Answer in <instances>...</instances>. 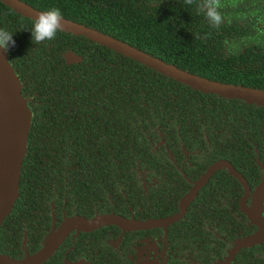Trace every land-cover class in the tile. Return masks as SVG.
Wrapping results in <instances>:
<instances>
[{
	"label": "trees",
	"instance_id": "trees-1",
	"mask_svg": "<svg viewBox=\"0 0 264 264\" xmlns=\"http://www.w3.org/2000/svg\"><path fill=\"white\" fill-rule=\"evenodd\" d=\"M18 1L38 12L58 8L67 21L199 78L264 91V35H258L264 32V22H258L264 20V0H221L224 19L218 28L196 12L200 0L192 5L184 0ZM31 27L32 19L0 1V29L15 40L6 51L8 62L31 111L17 196L1 223L0 241L18 213L25 222L52 220L32 219L33 213H54V222L61 213L124 219L169 215L216 161L233 167L252 200L264 176V105L193 89L64 30L33 44ZM67 51L80 62L65 64ZM241 193L222 168L198 190L182 221L199 222L210 212L207 206L237 213ZM114 232L104 228L100 237ZM233 232L232 226L231 238ZM49 233L42 230L38 246L27 254L38 252ZM22 239L5 242L19 246ZM233 261L264 264V239L243 247Z\"/></svg>",
	"mask_w": 264,
	"mask_h": 264
},
{
	"label": "water",
	"instance_id": "water-1",
	"mask_svg": "<svg viewBox=\"0 0 264 264\" xmlns=\"http://www.w3.org/2000/svg\"><path fill=\"white\" fill-rule=\"evenodd\" d=\"M0 1L17 13L30 19L36 18L39 13L18 0ZM62 23L64 24V31L85 37L193 89L214 93L226 98L240 99L246 103L264 105V91L225 85L199 78L180 71L123 42L100 34L92 29L65 19ZM63 59L65 64L80 62V57L71 51L65 52ZM30 119L31 111L27 106V101L20 95V83L8 62L7 52L4 49H0V224L9 213L17 196L18 170L24 153ZM222 168L228 170V173L244 187L245 192L248 190L242 177L228 162L216 161L207 167L201 177L193 183L190 191L180 200V213L173 218L137 222L112 214H101L92 218L81 216L68 217L61 222L54 232L48 235L38 252L22 260H14L0 255V264H41L72 230L90 231L103 226H116L124 231H129L172 223L183 215L187 204L194 198L197 191L212 174ZM263 197L264 176L252 196L250 208L248 210L244 208V200L240 203L241 212L246 216L249 223L257 227V230L234 245L229 253L228 260L239 247L250 246L264 239V215H260Z\"/></svg>",
	"mask_w": 264,
	"mask_h": 264
},
{
	"label": "flooded vegetation",
	"instance_id": "flooded-vegetation-1",
	"mask_svg": "<svg viewBox=\"0 0 264 264\" xmlns=\"http://www.w3.org/2000/svg\"><path fill=\"white\" fill-rule=\"evenodd\" d=\"M238 184L241 186L242 193L237 203V213H232L229 208L218 211V208L207 206L206 209L210 212L202 215L199 222H183L187 207L193 198L187 204L183 215L167 225L129 231L116 226H103L90 231L72 230L41 264H245L241 261H233L234 255L243 247H239L228 260L234 245L257 230L254 225V230L248 228V225L252 224H248L246 216L240 209L242 200H244V208L249 206L252 201L251 193L249 189L245 192L244 187L239 182ZM184 196L185 194L177 200L176 211L169 215L138 219L142 214L135 216L129 214L125 218L137 222L173 218L180 213L179 203ZM22 217H24L22 214H16L15 218L19 220L11 222L5 230V238L0 241V255L13 256L11 259L14 260H22L30 256L27 253L38 246V237L42 230L52 233L64 219L72 216L64 217L61 213L56 216L60 218L58 222H54V213L48 216L38 213L29 214L32 219L50 217L52 219L50 222H25L21 219ZM204 219L210 222H205ZM214 220H217L218 224L212 223ZM201 225H203L202 229L199 228ZM232 226L234 236L231 238ZM108 227L115 228L116 235L101 239V231ZM244 231L248 234L244 235ZM19 235L23 238L19 246H12L5 242Z\"/></svg>",
	"mask_w": 264,
	"mask_h": 264
},
{
	"label": "clouds",
	"instance_id": "clouds-1",
	"mask_svg": "<svg viewBox=\"0 0 264 264\" xmlns=\"http://www.w3.org/2000/svg\"><path fill=\"white\" fill-rule=\"evenodd\" d=\"M187 5H192L194 0H184ZM221 0H200L196 4V12L204 15L212 27L218 28L224 19L222 15ZM63 15L58 8H52L47 11L39 12L36 18L32 19L31 37L32 43L40 44L46 40H53L58 32L63 31ZM264 22V20L258 21ZM258 35H264V32H258ZM227 43V41L225 42ZM15 46L13 33L0 29V49L7 51L10 47ZM230 51L235 54V47H230Z\"/></svg>",
	"mask_w": 264,
	"mask_h": 264
}]
</instances>
